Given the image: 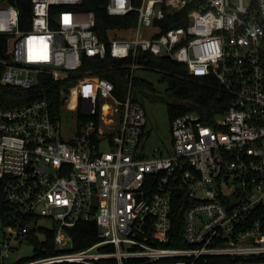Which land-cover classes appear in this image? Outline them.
<instances>
[{
    "label": "built area",
    "instance_id": "1",
    "mask_svg": "<svg viewBox=\"0 0 264 264\" xmlns=\"http://www.w3.org/2000/svg\"><path fill=\"white\" fill-rule=\"evenodd\" d=\"M82 0H30L21 17L0 0V82L31 88L82 73L85 56L170 57L190 74L214 76L231 102L210 120L188 110L171 121V142L148 154L147 115L105 76L87 70L62 88L75 101L78 128L65 138L61 110L45 96L0 101V179L7 201L23 214L54 220V254L18 264H264V0H108L111 15L137 11L130 36L110 29L103 40ZM189 8L185 25L163 28ZM105 104L109 107L104 110ZM80 112L92 115L80 121ZM185 192V193H175ZM187 199L182 233L173 230V200ZM179 197V198H177ZM95 221L100 240L73 249L69 228ZM30 224L5 225L0 264ZM177 242V243H176ZM182 243V244H179Z\"/></svg>",
    "mask_w": 264,
    "mask_h": 264
},
{
    "label": "trees",
    "instance_id": "2",
    "mask_svg": "<svg viewBox=\"0 0 264 264\" xmlns=\"http://www.w3.org/2000/svg\"><path fill=\"white\" fill-rule=\"evenodd\" d=\"M140 1L134 0V3L139 4ZM13 2L21 9L23 19L30 17V0H13ZM107 2L108 0H82L80 3L74 4L73 8L94 11L96 18L94 28L103 40L108 38L110 29L113 28H120L119 31L126 32L120 34L117 30L114 32L116 36H130L137 24V11L132 10L125 15H111L107 10ZM170 16L166 24H163V28L185 25L189 21V8L177 11ZM130 60V58H115L110 55L105 58L85 56L82 73L72 74L66 79L54 80L49 75H41L39 83L31 88L4 85L0 82V101L4 105L10 106L46 96L50 101L53 113L58 114L63 102L61 99L62 88L68 92L69 87L87 70L92 74L105 76L112 80L115 85V94L120 98L126 97L130 83L132 95L133 89L137 88L147 95L156 96L157 89L152 81L138 76L136 73L131 76V68L127 66ZM139 61L146 64L145 68L161 72L162 79L167 80L165 95L171 121L175 116L188 110H196L205 119L210 120L215 112L222 111L232 100V94L214 76L190 74L185 64L173 58L156 57L150 52L142 51L139 53ZM1 69L0 66V74ZM133 97L137 99L135 96ZM91 118L92 115L80 112L79 122H86ZM185 205H187V199L183 200L181 196L179 199L174 198L173 230L178 234H181L183 229ZM35 218L37 217L31 213L22 214L16 206L7 201L3 190V181L0 179V219L3 227L15 221H20L22 225L30 224L31 220ZM38 230L43 231L45 238L40 239L37 236ZM68 230L73 237V249L85 248L100 240L98 224L95 221H80ZM26 238L34 242V253L31 256L18 259L15 264L58 251L55 247V228L39 227L37 229L31 227L30 224V230L24 235V239Z\"/></svg>",
    "mask_w": 264,
    "mask_h": 264
},
{
    "label": "rangeland",
    "instance_id": "3",
    "mask_svg": "<svg viewBox=\"0 0 264 264\" xmlns=\"http://www.w3.org/2000/svg\"><path fill=\"white\" fill-rule=\"evenodd\" d=\"M118 32L120 34L126 33L119 31V29ZM135 73L138 76L152 81L157 89L156 96L147 95L137 88L133 89V96L143 104L146 111L147 124L145 130L147 136L144 138V143L148 150V154H151L155 148H162L164 143L170 144L172 138L171 120L168 113L167 97L165 95L168 82L167 80H163L161 77L162 73L155 69L137 68ZM78 109L79 108L75 105V101L64 102L61 105V122L65 138L77 131ZM53 226L54 220L44 215L38 218L37 224L35 222L31 223V227H36L37 229H39V227L52 228ZM6 230V227H3L0 219V243ZM36 234L40 239L45 238V234L41 230H38ZM33 253L34 242L31 239H23V241L16 245L11 251L8 262L15 263L18 259L31 256Z\"/></svg>",
    "mask_w": 264,
    "mask_h": 264
},
{
    "label": "bare ground",
    "instance_id": "4",
    "mask_svg": "<svg viewBox=\"0 0 264 264\" xmlns=\"http://www.w3.org/2000/svg\"><path fill=\"white\" fill-rule=\"evenodd\" d=\"M108 107H109V105L108 104H105L104 110L107 111Z\"/></svg>",
    "mask_w": 264,
    "mask_h": 264
}]
</instances>
